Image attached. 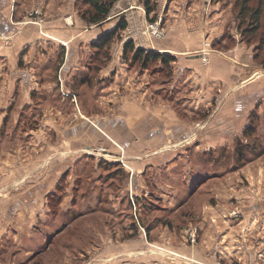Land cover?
Here are the masks:
<instances>
[{"label": "rangeland", "instance_id": "374dc122", "mask_svg": "<svg viewBox=\"0 0 264 264\" xmlns=\"http://www.w3.org/2000/svg\"><path fill=\"white\" fill-rule=\"evenodd\" d=\"M118 1L114 3L108 16H113L117 22L125 20L126 29L119 30L111 42L101 48L104 60L99 58L94 61L103 63L110 58L115 59L118 66L117 94L136 103L142 96L151 103L160 101L158 97H164L179 105L182 112L181 105H184V101L181 90L184 91V83L181 76L176 82L173 66L154 60L143 67L142 60L133 59L131 51L123 53L126 41H133L135 47L142 44L144 37H148L149 42L154 41L156 37L150 36L146 29L150 22L156 20L163 32L161 37L175 34V31L181 29L188 33H206V22H217L215 29L224 31L222 37H229L226 38L225 45L211 44L210 40L207 43L205 36L203 43L201 40V48L192 51V54L206 65L204 48L223 50L234 46L239 39L247 46V50L252 51L253 61L257 66L255 70L258 68L261 71L258 73L256 70L250 75H264L263 50H259L257 43L260 31L249 39V43L242 38L235 18L236 0H150L153 10L149 14L146 13L142 0H135L140 4V13L137 9L128 7L120 13L121 11L116 10V7L121 6ZM17 2L24 23L35 22L39 26L44 22L52 24L53 18L63 14L61 10L58 11L55 0H52L50 10L45 8L46 12L42 6H37V3L42 5V0H0V29L8 21L7 18L10 20L12 17L11 12L16 10ZM67 2L70 9L73 7L77 18L82 19L80 12L86 7L79 0ZM133 16L137 19L145 18L143 28L138 24L139 20L134 21ZM45 17L47 20H44ZM83 21L87 26L92 25ZM16 26L17 32L22 26ZM14 35L13 32L0 33V46L6 47L3 50H9L8 56L4 53L3 57L0 47V79L3 80L0 90L4 94L10 92L9 86L4 82L15 76L12 62H17L18 53H14L15 58H11L10 52L11 47L16 48V40L12 39ZM42 36L46 39L41 45H48L50 39L46 35ZM37 43L38 41L34 44L38 45ZM75 44L78 45L77 42ZM256 51L258 56L255 55ZM105 52H108V57ZM91 55L95 56V51ZM19 74L21 81H24V72ZM172 77L175 78V84ZM176 85L178 90L180 88L179 93L176 92ZM27 89L25 85L19 86L18 98L12 102L15 110L13 114L7 110L9 99L0 101V264H170L171 259H176L179 255V263H184L187 257L183 254L185 252L182 247L195 246L200 241L202 233L199 223L207 221V218L203 219V205L216 207L219 204L214 193L218 192L220 185L218 178H227L230 182L226 186L228 189L243 188L249 193L259 189V195L264 194V107L253 111L254 116L248 117L247 124L240 135L234 137L233 143L228 137V142L222 147L206 148L205 187L197 195L186 197L178 208L169 210L162 209V205L166 203V206L175 197L167 196L160 200L138 192L136 199L132 191L134 186L130 183L124 185L128 175L113 176L117 172L113 175L110 173L117 170L110 162L117 158L115 153L122 148L107 134L96 131V125L107 117L105 109L117 108L118 98L114 103H100L93 101L89 89H86L81 96L83 107L87 110L91 108L92 114L82 109L77 111L75 105H80L75 97L72 100L75 112L57 116L56 110L45 105L46 100H42L46 99L44 96L29 100L25 95ZM216 94L213 97L215 102L209 105L204 116L201 115L203 113L192 115L190 111L186 112L190 115L193 129H203L211 124L209 121L217 120L216 112L221 104L216 100ZM72 97L74 98L73 95ZM197 103L196 106L199 107L200 103ZM128 119L133 124L134 119ZM247 127H252L253 130L251 134L245 135L243 132ZM237 140L243 145V154L236 153ZM168 146L169 144H162L147 150H152L149 154L158 155L160 151H168L165 150ZM134 156L132 160L143 157L137 152ZM97 157L101 159L98 160ZM164 186L167 184H158V188ZM186 191L183 188L180 194ZM109 195L111 203L107 199ZM246 198L247 204H264V196L257 199L251 196ZM232 203V210L221 217L231 220L226 216L229 215L242 219V215L238 216L241 202L234 198ZM147 207L155 213L144 215L142 210H147ZM233 212L237 214L234 215ZM212 216L211 214L208 220L217 221ZM131 224L137 227L126 228ZM179 247L181 250L178 252ZM212 250L214 249H211L210 255H214ZM214 263L225 264L218 258Z\"/></svg>", "mask_w": 264, "mask_h": 264}, {"label": "crops", "instance_id": "0c3cea01", "mask_svg": "<svg viewBox=\"0 0 264 264\" xmlns=\"http://www.w3.org/2000/svg\"><path fill=\"white\" fill-rule=\"evenodd\" d=\"M67 1L69 0H55L58 11L61 10L64 15L59 12L60 16L53 18L52 24L44 22L41 26L35 22L24 23L21 20L22 12L18 10L20 6L17 2L16 10L11 12L12 17L10 20L7 18L8 21L6 20L4 27L0 29L2 34L7 32L15 34L12 39L16 40V48L11 47V58H15L14 53H18L17 62H12L15 76L12 80L4 82L9 86L10 92L4 94V91L0 90V101L8 98L10 103L7 104V110L13 114L15 110L12 102L18 98L17 90L22 84L28 88L25 95L29 100L35 99L36 96H44L46 99L42 100H46L47 108L56 110L55 115L59 116L75 112V106L77 111L82 109L92 114L91 108L87 110L83 107L81 96L86 89H89L93 101L97 100L100 103H114L118 98L117 108L105 109L107 117L103 121H98L96 125V131L107 134L122 148L115 153L118 155L117 158L110 162L117 170L110 173L113 175L117 172L113 176L128 175L124 185L130 183L134 186L132 191L136 199L138 192L160 200L167 196L175 197V200L166 206L164 203L162 209L178 208L186 197L197 195L206 185V148L222 147L228 142V137L233 143L234 137L240 135L251 113L264 107V75L251 76L256 70L261 73L258 68L255 70L257 66L253 61L252 51L247 50V46L239 39L235 41L234 46L218 51L202 46L206 50L205 54L202 53L206 55V65L202 64L192 51L201 48V40L203 43L205 36L207 43L210 40L211 44L221 43L222 45H225L226 38H229L222 37L224 31L220 28L215 29L217 22L214 23L212 20L206 22V33H188L181 29L175 31V34L170 33L151 42L148 37H144L141 43L149 50L174 56L175 59L169 63L175 71L176 82L179 81L180 76L183 79L184 91L181 90V92L184 105H181V112L179 105H175L170 99L158 97L160 101L151 103L143 96L136 103L128 97L117 94L118 66L114 62L115 59L109 57V61L97 63L94 61L98 60L99 56L91 55L93 51L96 52L92 44L104 32L115 27L116 19L108 16L100 25L87 26L82 19L77 18L72 10L73 7L70 9ZM118 2H121V6L118 4L119 7H116V10L121 11L120 13L127 7L135 8L140 13L138 1L119 0ZM37 6H42L46 12L45 8L50 10L52 0H42V5L37 3ZM45 18L44 20H47ZM134 21H137L141 28L146 22L143 17L139 19L134 17ZM212 22L214 25L211 24ZM16 25L22 26L17 32ZM42 34L50 39L48 45H41L46 39ZM36 41L38 45L34 44ZM76 42L78 45L75 44ZM0 47L2 56L4 57V53L8 56L9 50H3L6 47L2 45ZM33 57L35 60H32ZM121 65L126 67L125 63ZM161 67L160 64V69ZM22 72L26 78L24 81H21L19 74ZM175 78L172 77L174 84ZM0 80L2 85L3 80ZM175 87L176 92L179 93L180 88L178 90L177 85ZM179 87L182 89V86ZM103 91L106 92L103 93ZM214 94L221 104L218 110L216 109L217 120L209 121L211 124L203 129H193L190 115L186 112L190 111L192 115L203 113L201 115L204 116L210 104L215 102ZM75 97L80 107L77 103L74 106L72 100H75ZM196 103H200V106H196ZM128 118L134 119L133 124L128 122ZM184 143L186 146H183ZM162 144H169L165 147L168 151H160L158 155L149 154L152 150L148 151V148ZM86 148L89 146L86 145ZM136 152L143 157L132 160ZM97 159L101 158L97 157ZM218 179H220L218 181L220 185L217 188L218 192L214 193L219 204L216 207L203 205V219L207 218V221L199 223L202 233L200 241L195 246L182 247L185 252L183 254L187 257L184 263H179L180 255L178 254L176 259H171L170 264H215L217 258L225 264L229 262L264 264V204L245 202L248 199L247 196L257 199L264 194L259 195V189L250 193L243 188L228 189L226 186L230 182L227 178ZM159 183L161 186L166 183L167 186L158 188ZM183 188L187 191L180 194ZM110 197L111 195L107 196V199L111 203ZM113 197L117 198V196ZM230 198H232L231 201ZM234 198L241 202L239 208L242 214L238 208V216L242 215L243 218L226 215L231 220H224L221 215L232 210ZM142 211L144 215L155 213L148 207L147 210ZM211 214L217 221L208 220ZM134 226L131 224L126 228L137 227ZM138 239L142 240V238ZM145 241L147 242L146 239ZM211 249H214L212 250L214 255H210ZM179 250H181L180 247L178 252Z\"/></svg>", "mask_w": 264, "mask_h": 264}, {"label": "trees", "instance_id": "16d2710c", "mask_svg": "<svg viewBox=\"0 0 264 264\" xmlns=\"http://www.w3.org/2000/svg\"><path fill=\"white\" fill-rule=\"evenodd\" d=\"M116 1L118 0H79V2L86 7L85 10L80 12V17L88 24L100 25L107 19ZM142 2L146 13L149 14L150 11L153 10L150 0H142ZM235 8V18L238 21V28H240L242 38H245L246 42L249 43L251 42L249 39L254 37L258 31H260L257 43L259 50H263L264 55V0H236ZM150 20H152V18H150ZM125 27L126 21L121 19L116 23L112 30L104 32L98 40L92 44L93 47L96 48L95 54L99 56L101 61L104 60V57H102L100 53V51L103 50L101 48L109 44L117 32ZM128 51L132 52L133 59L142 60L141 63L143 67L154 60H160L161 63H169L175 59L174 56L153 50H148L146 52L144 48L135 47L133 41L131 40L126 41L123 46V53L126 54ZM105 53H107L106 56L108 57V52ZM255 55L258 56L257 51ZM262 64L264 65V58L262 60ZM251 116H254L253 112L251 113ZM252 130V127H247L243 133L248 135L251 134ZM242 146L243 145L240 144V141L237 140L235 145L236 153L243 154ZM169 224H171V222H169ZM148 229L149 225L146 226L147 231Z\"/></svg>", "mask_w": 264, "mask_h": 264}, {"label": "built area", "instance_id": "2783aa9c", "mask_svg": "<svg viewBox=\"0 0 264 264\" xmlns=\"http://www.w3.org/2000/svg\"><path fill=\"white\" fill-rule=\"evenodd\" d=\"M146 31L149 32L150 36H153V37H156V38H160L163 35L162 29L160 28L159 23H158L157 20L153 21V22H150L148 24V26H147ZM139 47H143L146 52L149 50V48L146 45H144V44L139 45ZM233 214L236 215L237 213L233 212Z\"/></svg>", "mask_w": 264, "mask_h": 264}]
</instances>
